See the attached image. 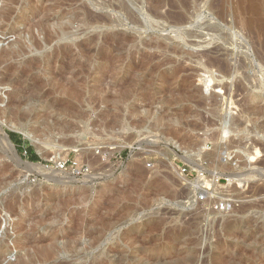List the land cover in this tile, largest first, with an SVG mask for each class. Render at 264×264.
Wrapping results in <instances>:
<instances>
[{"label": "rangeland", "instance_id": "rangeland-1", "mask_svg": "<svg viewBox=\"0 0 264 264\" xmlns=\"http://www.w3.org/2000/svg\"><path fill=\"white\" fill-rule=\"evenodd\" d=\"M100 1L0 0V134L20 160L0 138V264H264V0H168L178 25ZM66 158L88 171L57 169ZM203 162L235 168L230 211L198 199Z\"/></svg>", "mask_w": 264, "mask_h": 264}, {"label": "bare ground", "instance_id": "bare-ground-1", "mask_svg": "<svg viewBox=\"0 0 264 264\" xmlns=\"http://www.w3.org/2000/svg\"><path fill=\"white\" fill-rule=\"evenodd\" d=\"M146 3V8H147V11L150 13V14H152V15H155V16H157L158 18L159 17H162V18H164V19H166V21H169V22H171L172 24H181V23H183V21H184V18H186V17H184V13H182L183 11H185V10H181V12H177V11H172V8H171V11L169 10H167V12L165 11V12H161V9H162V7L165 5V4H167L166 3V1H168V0H144ZM170 1V0H169ZM172 1V5L170 6V7H173L174 9H186L187 7H188V3H189V1L188 0H171ZM222 1V0H221ZM243 1V0H242ZM252 1V0H251ZM250 1V2H251ZM136 2H140V1H138V0H101L100 2H99V4H98V6L102 9V8H106V7H110V8H113L114 10L116 9V10H118V11H124V12H133V10H131L130 11V9H132V6H134V4H136ZM197 2V1H196ZM220 2V1H219ZM219 2H217L218 4H219ZM254 2V1H253ZM141 3V2H140ZM139 3V4H140ZM216 3V4H217ZM220 3H222L223 4V2H220ZM195 4V3H194ZM97 5V4H96ZM211 6H209V7H211L216 13H217V15L216 16H218V18H219V16H220V18L222 17V18H224V17H226L227 16V13H226V11H225V13H226V16H224L225 15V13H224V9H223V6L221 7V5L219 6H217V5H215V4H213V2L210 4ZM139 6V5H138ZM141 6V5H140ZM195 6V5H194ZM193 6V7H194ZM169 7V8H170ZM179 7V8H178ZM189 7H191V6H189ZM195 8V7H194ZM107 9V8H106ZM138 9H140L139 7H138ZM176 9V10H177ZM112 10V9H111ZM165 10V9H164ZM3 11V10H2ZM1 11V13H3ZM118 11H116V12H118ZM134 12H135V10H134ZM133 12V13H134ZM186 12V11H185ZM0 13V14H1ZM7 13V12H6ZM121 13V12H120ZM215 13V14H216ZM3 14H5V12L3 13ZM135 14V13H134ZM215 14H214V16H215ZM129 15H131V13L129 14ZM128 15V16H129ZM186 15H187V13H186ZM7 16V15H6ZM127 16V17H128ZM3 17V16H2ZM130 17H132V15L130 16ZM154 17V16H153ZM1 18V17H0ZM133 19H134V17H132ZM131 18V19H132ZM138 18V17H137ZM219 18V19H220ZM129 19V18H128ZM130 19V20H131ZM133 22H136V21H134V20H132ZM138 22H140V20H137ZM132 23V22H131ZM137 23V22H136ZM140 24V23H139ZM170 24V23H169ZM171 25V24H170ZM241 25V24H240ZM246 26H248V25H246ZM135 27V26H134ZM184 27V26H183ZM177 28V27H176ZM181 28V27H180ZM240 28V27H239ZM243 29V28H242ZM248 29V28H247ZM258 32V31H257ZM263 32V31H262ZM122 34V33H121ZM124 34V33H123ZM122 34V35H123ZM255 35V34H254ZM128 37V36H127ZM126 37V38H127ZM130 37H131V35H130ZM259 37V36H258ZM122 38H124V36L122 37ZM126 38H124V39H126ZM129 38V37H128ZM170 39V38H169ZM258 39V38H257ZM127 40V39H126ZM125 40V41H126ZM152 40V39H151ZM150 40V41H151ZM255 40V39H254ZM260 40V39H259ZM158 41H160V40H158ZM158 41H157V44L159 45V43H158ZM223 41V40H222ZM226 41V40H225ZM236 41V40H235ZM121 42H122V40H121ZM147 42V41H146ZM152 42V41H151ZM153 42H154V40H153ZM261 42H263V41H261ZM123 43V42H122ZM125 43V42H124ZM155 43V42H154ZM154 43H152V44H154ZM264 43V42H263ZM166 43H164V45H165ZM173 44V43H172ZM227 44V43H226ZM256 44V43H255ZM149 44H147V46H148ZM151 45V44H150ZM155 45V44H154ZM158 45H157V47H158ZM163 45V46H164ZM167 45V44H166ZM260 45V44H259ZM262 45V44H261ZM152 47H153V45H151ZM160 46H162L161 44H160ZM176 46H177V44H176ZM263 46V45H262ZM150 47V46H149ZM149 47H147V48H149ZM159 48V47H158ZM160 48H162V47H160ZM167 48H170V47H168V46H166V50H167ZM177 48H179L178 46H177ZM261 49H262V52H264V46L263 47H260ZM173 49V48H172ZM172 49H170V53H172L171 52V50ZM175 49H176V47H175ZM254 49V48H253ZM157 50H159V49H157ZM192 50V49H191ZM143 51V50H142ZM163 51V50H162ZM178 51V54L180 53L179 51L180 50H177ZM194 51V50H193ZM144 52V51H143ZM142 52V53H143ZM184 53H186L185 51H183ZM183 52H181V53H183ZM190 52V51H189ZM192 52V51H191ZM210 52V51H209ZM209 52H197V53H188L187 52V54H189V56L191 57V58H194L193 60H196V61H199V60H201L203 57L205 58V61H204V67L205 68H209V69H211V67H216L217 69H219V71H224V73L226 72L227 73V75H228V73L230 74L231 73V71H232V66L228 63V61L226 60V58H224L223 56H220V57H218V56H216V55H214V54H212V52L211 53H209ZM260 53H261V51H259ZM258 52V53H259ZM4 53H6V51L4 52ZM175 53H177L176 51H175ZM174 52L172 53V54H175ZM180 53V54H181ZM214 53V52H213ZM144 54V53H143ZM151 54V53H150ZM154 54V53H153ZM263 54V53H262ZM140 55H141V53H140ZM146 55V54H145ZM156 55V54H155ZM155 55H154V57H155ZM177 55V54H176ZM264 55V54H263ZM142 56V55H141ZM148 56H149V54H148ZM147 56V57H148ZM180 55H178V56H176V57H179ZM184 56V55H183ZM187 56V55H186ZM185 56V57H186ZM257 56H260V55H257ZM146 57V56H145ZM145 57L144 58H142L143 60L145 59ZM153 57V56H152ZM190 58V59H191ZM264 58V57H263ZM141 59V60H142ZM148 59V58H147ZM150 59V58H149ZM184 59H187V58H184ZM260 60V59H259ZM147 61V60H146ZM261 61V60H260ZM264 61V60H263ZM30 62V61H29ZM28 62V63H29ZM230 62V61H229ZM235 62V61H234ZM241 62V61H240ZM141 63V62H140ZM142 63H144V61H142ZM193 63V62H192ZM263 63V62H262ZM31 64V63H30ZM181 64V63H180ZM264 64V63H263ZM179 65V64H178ZM177 65V66H178ZM237 65V64H236ZM242 64H240V66H241ZM245 65V64H244ZM157 66V65H156ZM183 66V65H182ZM185 66V65H184ZM239 67V66H238ZM242 67V66H241ZM185 68V67H184ZM173 69H175V68H173ZM181 69V68H180ZM187 69H189L188 67H187ZM186 69V70H187ZM192 68H190V70H191ZM237 69V68H236ZM178 70H179V67H178ZM178 70H175V72L176 71H178ZM238 70H239V68H238ZM237 70V71H238ZM241 70V69H240ZM180 71V70H179ZM182 71V70H181ZM185 71V70H184ZM191 72V71H190ZM235 72V71H234ZM178 74V73H177ZM172 75H174V74H171V77L173 78V76ZM184 75V74H183ZM191 76H193V75H191ZM174 77H176V75H174ZM169 78V77H168ZM167 79V78H166ZM171 79V78H170ZM170 79H167V80H170ZM184 80V79H183ZM183 83H186V81L184 80V82ZM240 83V82H239ZM238 83V84H239ZM215 84V83H214ZM223 84V83H222ZM188 85V84H187ZM213 86V85H212ZM239 88H240V86H238ZM242 89V88H241ZM193 90V89H192ZM240 90V89H239ZM198 91H199V89H198ZM226 92V91H225ZM188 93V92H187ZM218 94V93H217ZM197 96H199V95H197ZM201 96V95H200ZM199 96V97H200ZM193 98V97H192ZM200 99H201V97H200ZM241 99V98H240ZM189 100H191L190 98H189ZM14 101V100H13ZM18 101V100H17ZM208 101V100H207ZM218 101V100H217ZM12 102V101H11ZM10 102V103H11ZM16 102V101H15ZM19 102V101H18ZM17 102V103H18ZM197 102H198V100H197ZM205 102V101H204ZM260 102V101H259ZM19 103H21V102H19ZM256 103V102H255ZM16 104V103H15ZM15 104H13L14 106H16ZM199 104H201V103H199ZM218 104H220V103H218ZM240 104V103H239ZM256 104H258V103H256ZM7 105V104H6ZM13 105H10L9 104V106H13ZM19 105V104H18ZM151 105V104H150ZM214 105V104H213ZM263 105V104H262ZM13 106V107H14ZM246 107V106H245ZM258 107H259V105H258ZM263 107V106H262ZM2 108V107H1ZM4 108V107H3ZM0 109V115H1V113H2V115H3V113L4 112H6L7 110V108H4V109ZM10 108V107H9ZM9 108H8V110H9ZM248 108V107H247ZM246 109V108H245ZM152 111V110H151ZM210 111V110H209ZM146 112V111H145ZM211 112V111H210ZM7 113V112H6ZM199 113V112H198ZM8 114V113H7ZM239 120V119H238ZM236 122V121H235ZM232 123V122H231ZM231 127V126H230ZM238 128V127H237ZM229 133V130L226 128V129H224L223 130V136H222V134H219V138L218 139H222V138H224L225 139V137H226V134H228ZM28 137L30 138V139H33V135H31V134H28ZM0 138H1V141L3 142V145L6 147V149L8 150V151H12L13 152V155H14V160H16L17 162H20V160H19V158H18V156L15 154V152H14V149H13V146H12V143L10 142V140H9V138L5 135V133L3 132V131H1V134H0ZM262 162V161H261ZM260 162V163H261ZM26 165H29V167H32V168H34L35 170H37V172H39V171H41L42 169H44L43 168V166H41L40 164H32V163H27ZM197 168H200V164L198 165V167ZM199 183V182H198ZM52 247V246H51ZM47 247H45V249H46ZM53 248V247H52ZM44 250V249H43ZM48 249H46V251H47ZM50 250V249H49ZM54 250V251H53ZM57 250V249H56ZM40 251H42V250H40ZM52 252H55V247L52 249ZM52 252H50V251H47V257L46 258H48V255L51 253V257L55 254H52ZM42 253V252H41ZM44 254H45V252H43ZM45 254V255H46ZM41 255V254H40ZM41 257H43V254H42V256ZM40 257V258H41ZM1 259V258H0ZM50 259V258H49ZM25 260V259H24ZM30 260V259H29ZM28 260V261H29ZM32 260V259H31ZM43 260H44V258H43ZM46 260H48V259H46ZM1 261V260H0ZM27 261V260H26ZM27 261V262H28ZM33 261L34 260H32V262L30 261L29 263H33ZM45 261V260H44ZM2 262V261H1ZM21 262H23V261H21ZM28 263V264H29ZM101 263V262H100ZM99 262H98V264H100Z\"/></svg>", "mask_w": 264, "mask_h": 264}, {"label": "built area", "instance_id": "built-area-1", "mask_svg": "<svg viewBox=\"0 0 264 264\" xmlns=\"http://www.w3.org/2000/svg\"><path fill=\"white\" fill-rule=\"evenodd\" d=\"M233 153L229 150H222L219 152V161L225 166H231L233 164ZM206 163L200 165V168L193 169L195 178H197L196 188L198 190L199 200H209L212 203L213 209L216 212H228L233 208L235 200L230 193V188L236 184L235 168H227L228 172H220L217 168H205ZM151 162H147L146 166L149 167ZM57 169L69 168L74 175H82L88 171L86 163L74 159L57 161L55 164ZM179 172L186 179H190L192 176V170L187 166L182 165L179 168ZM226 184V190L220 188L221 182ZM199 182V183H198Z\"/></svg>", "mask_w": 264, "mask_h": 264}, {"label": "trees", "instance_id": "trees-1", "mask_svg": "<svg viewBox=\"0 0 264 264\" xmlns=\"http://www.w3.org/2000/svg\"><path fill=\"white\" fill-rule=\"evenodd\" d=\"M11 140L15 141L16 143H21L23 140L19 137V136H16L15 134H11ZM31 148H28L27 150V155L29 157V159L31 160H34L37 158V156L35 154L32 153V151L30 150Z\"/></svg>", "mask_w": 264, "mask_h": 264}, {"label": "water", "instance_id": "water-1", "mask_svg": "<svg viewBox=\"0 0 264 264\" xmlns=\"http://www.w3.org/2000/svg\"><path fill=\"white\" fill-rule=\"evenodd\" d=\"M5 135H6L8 138H10L9 135H8L7 133H5ZM9 140H10V139H9ZM42 166H43V165H42Z\"/></svg>", "mask_w": 264, "mask_h": 264}]
</instances>
